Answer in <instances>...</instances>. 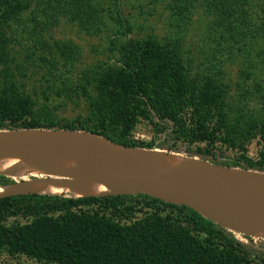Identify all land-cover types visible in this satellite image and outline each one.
I'll return each instance as SVG.
<instances>
[{
    "label": "rangeland",
    "instance_id": "rangeland-1",
    "mask_svg": "<svg viewBox=\"0 0 264 264\" xmlns=\"http://www.w3.org/2000/svg\"><path fill=\"white\" fill-rule=\"evenodd\" d=\"M94 1L99 26L86 32L48 20V0H0V130L99 133L144 152L264 172V0L228 1L245 9L227 27L204 0ZM13 157L25 167L36 160ZM1 165L11 183L49 177ZM213 222L241 253L195 232L185 212L139 198L0 215V264H260L264 236Z\"/></svg>",
    "mask_w": 264,
    "mask_h": 264
},
{
    "label": "water",
    "instance_id": "water-1",
    "mask_svg": "<svg viewBox=\"0 0 264 264\" xmlns=\"http://www.w3.org/2000/svg\"><path fill=\"white\" fill-rule=\"evenodd\" d=\"M54 146L74 153L83 167L99 180L96 183L112 191L107 195H144L166 204L185 206L203 216L200 210L210 208L212 203L209 199L199 202L194 199L212 190L246 186L264 194V172L256 170L227 167L203 160H187L179 173L168 174L156 166H144L135 159L132 151L142 150L116 144L96 134L64 129L0 130V155L32 152ZM91 153L119 157L128 174L119 176L102 168L89 158ZM69 175L73 177L72 172ZM110 185H115V188Z\"/></svg>",
    "mask_w": 264,
    "mask_h": 264
},
{
    "label": "bare ground",
    "instance_id": "bare-ground-1",
    "mask_svg": "<svg viewBox=\"0 0 264 264\" xmlns=\"http://www.w3.org/2000/svg\"><path fill=\"white\" fill-rule=\"evenodd\" d=\"M132 155L144 166H156L168 174H177L187 164L182 156L160 151L144 152L134 150ZM5 161L0 155L1 164L14 167L23 174L49 176L39 177L20 183L0 186V198L8 195L38 193L42 195H71L75 198L101 197L111 194V190L97 182L82 165L81 160L70 150L54 146L32 152L17 154L22 160H32L24 166L13 155H6ZM89 158L95 164L119 175H127L124 162L114 155L90 154ZM0 164V172L8 168ZM72 172V175H69ZM70 177H67L68 175ZM59 175L58 177L55 176ZM62 175V176H60ZM101 182V181H100ZM115 188V185H110ZM209 199L210 208L200 210L201 214L221 224H228L234 229L251 236H264V194L246 186L215 189L194 200L199 202ZM225 227V226H224ZM233 230V229H232ZM237 231V232H238Z\"/></svg>",
    "mask_w": 264,
    "mask_h": 264
},
{
    "label": "trees",
    "instance_id": "trees-1",
    "mask_svg": "<svg viewBox=\"0 0 264 264\" xmlns=\"http://www.w3.org/2000/svg\"><path fill=\"white\" fill-rule=\"evenodd\" d=\"M173 2H181L186 3V5H190V3L195 2V0H172ZM210 6L208 8L211 12L214 13L215 22L219 23L218 27L225 24L226 27L229 26L230 21L229 17L237 12V9L243 11L245 9V4L242 2L235 3L236 6H225L228 4L230 0H224L221 3L219 0H204ZM218 3H217V2ZM239 1V0H238ZM2 3V2H1ZM100 2H96L94 0H48L47 4H43L46 7L47 14L49 16L48 20L50 21H59V19L66 20L69 22H77L80 27H82L86 32L90 30L94 31L96 26H99L98 18L96 17L97 5ZM233 4V3H231ZM179 5V4H178ZM8 9L14 11L22 10L21 7H16L13 5H8ZM185 7V6H183ZM227 7V8H226ZM16 9V10H15ZM19 9V10H17ZM186 9V8H185ZM246 11V10H245ZM190 12V9L189 11ZM243 16L247 15L241 12ZM110 18H121L119 13L114 14L110 13ZM187 20V18H186ZM223 32V31H222ZM158 114L163 115L166 110L164 109V113H162L163 109L156 110ZM162 113V114H161ZM170 115L171 112L169 111ZM159 115V116H160ZM34 128H44V127H31L27 126L25 129H34ZM98 135L103 136L102 134L97 133ZM105 138V137H104ZM246 167H242L239 165L237 161L234 162L232 167H240L246 168L250 170H258L262 171L260 164L247 162ZM227 166L228 165H224ZM11 184L9 180L0 175V186H6ZM133 198H139L141 200L147 201L151 204H161L166 208L177 211L179 213L185 212L189 223L192 226V229L200 234L205 235L208 239H210L213 243L215 242L218 246L226 249L233 250L235 252H242V245L237 242L231 236H228L223 230H221L216 224L207 219L206 216H201L199 213L194 210L187 208L185 206H175L166 204L157 199L150 198L144 195L138 196H102V197H84V198H69L66 196H55V195H42L37 193H28V194H20V195H11L0 198V215L7 216H25V215H37L43 212L48 211H62L69 213L72 209H77L80 207H87L96 205L102 201L112 204L123 206L128 200ZM206 217V218H205ZM216 222V221H215ZM260 264H264V259L259 260Z\"/></svg>",
    "mask_w": 264,
    "mask_h": 264
}]
</instances>
